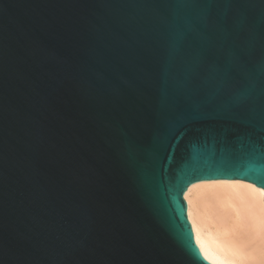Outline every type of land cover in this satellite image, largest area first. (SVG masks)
<instances>
[{
    "label": "water",
    "instance_id": "obj_1",
    "mask_svg": "<svg viewBox=\"0 0 264 264\" xmlns=\"http://www.w3.org/2000/svg\"><path fill=\"white\" fill-rule=\"evenodd\" d=\"M261 92L264 0H0V264H211L184 195L264 189L209 135Z\"/></svg>",
    "mask_w": 264,
    "mask_h": 264
},
{
    "label": "bare ground",
    "instance_id": "obj_2",
    "mask_svg": "<svg viewBox=\"0 0 264 264\" xmlns=\"http://www.w3.org/2000/svg\"><path fill=\"white\" fill-rule=\"evenodd\" d=\"M196 244L211 264H264V189L239 180L197 182L184 195Z\"/></svg>",
    "mask_w": 264,
    "mask_h": 264
},
{
    "label": "snow or ice",
    "instance_id": "obj_3",
    "mask_svg": "<svg viewBox=\"0 0 264 264\" xmlns=\"http://www.w3.org/2000/svg\"><path fill=\"white\" fill-rule=\"evenodd\" d=\"M182 2L190 4L197 2V0H182ZM248 123L250 124L249 129H245L237 125L223 132H213L210 130L209 135H212L218 143L228 145L233 139H237L240 141L244 140L246 134H249L250 140L251 131L258 129L261 135L259 136V139L255 142V144H253L252 151L250 154L255 160L264 161V92H261L257 104L253 107L251 119Z\"/></svg>",
    "mask_w": 264,
    "mask_h": 264
}]
</instances>
